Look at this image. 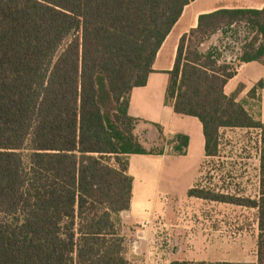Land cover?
Listing matches in <instances>:
<instances>
[{"label":"trees","instance_id":"16d2710c","mask_svg":"<svg viewBox=\"0 0 264 264\" xmlns=\"http://www.w3.org/2000/svg\"><path fill=\"white\" fill-rule=\"evenodd\" d=\"M191 1L0 0V264H129L119 216L133 194L129 155L166 153L139 140L130 95L147 84ZM240 27L248 34L239 62L264 63V8L202 14L181 37L167 98L177 113L200 119L208 157L220 156L223 129L259 131L255 198L238 195V184L231 192L230 175L222 187L198 181L188 191L256 209L257 260L171 264H264V122L225 93L237 66L218 45L202 49ZM263 89L264 77L250 95ZM170 144L171 154H186L189 137Z\"/></svg>","mask_w":264,"mask_h":264},{"label":"crops","instance_id":"0c3cea01","mask_svg":"<svg viewBox=\"0 0 264 264\" xmlns=\"http://www.w3.org/2000/svg\"><path fill=\"white\" fill-rule=\"evenodd\" d=\"M263 8L264 0L191 1L185 6L181 17L161 45L147 84L134 87L131 91L129 102V114L131 116L138 118L139 123H147L155 127L160 125L167 138L172 139L177 134H185L189 137V145L186 154L183 155L168 154L167 152L162 155H129L128 173L133 178V194L129 209L119 214L121 235L126 239V250L139 254L137 250H141V248L152 249L154 247H152V244L154 245L153 232L157 230L158 226L162 228L161 223L167 217L171 203L185 196L189 197V189L199 181L207 161L212 158L208 157L206 153L204 129L200 119L196 116L177 113L173 103L167 98L169 71L174 67L181 37L198 26L199 16L202 14L212 13L220 9L261 10ZM221 39H223L222 42H232V39L225 38L221 32H218L206 39L202 44V49L220 46ZM238 50L241 53V47H238ZM236 65L237 73L227 82L225 93L227 95L236 94L237 100L255 118L264 122V89L258 91L255 96L250 95V90L264 77V63L250 61L238 62ZM254 102L259 103L258 108L257 105L253 106ZM136 130L138 132V128ZM225 151L226 149L222 144L220 154ZM252 154L250 152L248 157L243 158L245 168L248 170L244 178L249 180L250 189L253 182L257 194L260 170L259 150L257 149ZM221 157L220 155L217 158ZM237 179L239 178L235 179L234 176L233 181L235 182ZM238 195L253 198L252 194L247 192L241 193L239 191ZM160 216L163 217L162 220ZM174 216L179 224H176L172 230L175 232L182 231L183 226L180 222L183 220V215H180V219L178 214H174ZM173 236L176 240L181 239L178 233H176V237ZM157 257L158 261L162 263V257L160 258L159 255ZM145 264H153V261L152 263L147 261Z\"/></svg>","mask_w":264,"mask_h":264},{"label":"rangeland","instance_id":"374dc122","mask_svg":"<svg viewBox=\"0 0 264 264\" xmlns=\"http://www.w3.org/2000/svg\"><path fill=\"white\" fill-rule=\"evenodd\" d=\"M237 29L238 33L233 31L228 33V38L232 39L231 43L222 42L224 38L220 40V48L225 53L224 59L234 65L239 62L238 47H242L244 37L248 34L241 27ZM256 105L258 108L259 103L254 102L253 106ZM136 128L138 132L135 129V133L147 150H159L165 146L168 154L174 151L173 145L170 144L171 138H167L166 142L162 140L157 127L139 123ZM222 132V144L226 151L220 154L221 158L215 157L208 160L199 177V183L208 187H222L224 177L235 176V179H239L234 183L240 185L241 193H251L255 198L257 194L253 182L250 189L249 180L244 178L248 170L245 168L243 158L248 157L250 152L252 154L257 151L259 131L235 128L223 129ZM234 188L233 186L231 192H234ZM219 191L225 190L219 189ZM174 214H178L179 219L180 215H183V220L180 222L183 226L182 231L172 230L176 224H179ZM160 219L162 220L163 217L160 216ZM161 224L162 228L158 226L153 232L154 245L152 244V247H154L152 249L141 248L137 250L139 254L126 250V256L130 258L129 264H145L147 261L151 263L153 261V264H168V262L178 260L191 263L200 261L256 262L257 260L259 229L254 208L185 196L171 203L167 217ZM176 233L181 239L173 238V235L176 237ZM158 255L162 257V263L158 261Z\"/></svg>","mask_w":264,"mask_h":264}]
</instances>
